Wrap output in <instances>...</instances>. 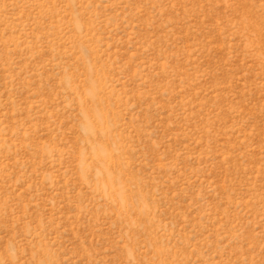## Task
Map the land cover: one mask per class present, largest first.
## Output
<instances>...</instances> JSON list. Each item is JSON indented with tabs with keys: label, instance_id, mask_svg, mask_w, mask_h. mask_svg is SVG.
<instances>
[{
	"label": "rangeland",
	"instance_id": "1",
	"mask_svg": "<svg viewBox=\"0 0 264 264\" xmlns=\"http://www.w3.org/2000/svg\"><path fill=\"white\" fill-rule=\"evenodd\" d=\"M0 264H264V0H0Z\"/></svg>",
	"mask_w": 264,
	"mask_h": 264
}]
</instances>
